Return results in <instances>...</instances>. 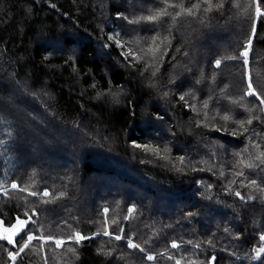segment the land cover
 <instances>
[{
  "label": "trees",
  "instance_id": "1",
  "mask_svg": "<svg viewBox=\"0 0 264 264\" xmlns=\"http://www.w3.org/2000/svg\"><path fill=\"white\" fill-rule=\"evenodd\" d=\"M257 7L0 0V220L44 238L0 264H264Z\"/></svg>",
  "mask_w": 264,
  "mask_h": 264
},
{
  "label": "snow or ice",
  "instance_id": "2",
  "mask_svg": "<svg viewBox=\"0 0 264 264\" xmlns=\"http://www.w3.org/2000/svg\"><path fill=\"white\" fill-rule=\"evenodd\" d=\"M161 2L162 3H166V0H161ZM167 7H177V5L176 4H172V3L166 4V7L161 8V9H158V10H155L152 14L146 15L144 17H140V19H147V20H149L151 22H156L157 20L160 19L161 15L167 14ZM179 7L180 8H183L184 5L181 3L179 5ZM193 8H199V5L198 4H190V6L185 10V14L192 15ZM256 13H257V16L258 17L261 16V15H264V13L261 12V9L259 7L256 8ZM253 34H254V29H253ZM153 42H155V37H153ZM250 45H251V41H249L248 47H250ZM240 55L246 58L248 56V51L245 50ZM246 62L247 61L245 60V63ZM220 64H221V61L220 60H216L215 61V66L216 67H219ZM245 95H248V96H256V99H258L260 101V104L261 105H264V98H262L253 89V86H252L251 81H249V83H248V91L245 93ZM181 99H183V97H181ZM204 107H207V104H205ZM249 111H251V110H249ZM223 119L228 120L229 119V116L228 115H225L223 117ZM246 122L250 124L251 123V119H248ZM243 124H244V121H241L240 122V127H243ZM137 147H139V145H137ZM261 155L264 156V153H262ZM258 159H259V157H258ZM262 162H264V161H262ZM247 166L248 167H252V165H247ZM252 183L255 184L256 183L255 180H253ZM16 187H17L16 184H13L12 185V188L15 189ZM43 194L45 196L49 195L48 192H44ZM236 195L239 196V193H236ZM29 223H30V220L26 221V220L20 219L18 217L17 220H16L15 225L12 228H4V232L5 233H10V234L7 235V236L0 235V240H7V243L8 244H11L14 247H17V241H15L13 237L16 236V235H18V234H20L21 232H24V236L22 237V240H23L22 246H18V251H17L16 254H12V253L9 254L10 255V259H12L13 261L16 260V255L19 254V253L24 252L25 249H28L31 246V244H32V242L34 240H36L38 238L39 239H42V240L44 239L43 237H38L36 234H29V233L32 232V229L27 228V225ZM0 224H2V221H0ZM104 235H110V233H108L107 231H105L104 232ZM86 238H88V237H85L84 235H81L80 233H75V235L73 237L75 243H77V244L80 241H82V240H84ZM113 238L116 239V240H119V239H121V236L116 235ZM49 239H51V238H49ZM262 239H264V237H262ZM45 242H47V241H45ZM54 243H55V245L57 247H61L65 242L62 239H55L54 240ZM128 247H130V248H137L138 245L132 243V241L129 240L128 241ZM171 247L178 248L179 245L176 244L175 242H173L172 245H171ZM140 250L143 251V249H140ZM73 251H74V249H73ZM260 251L261 252H264V249H261ZM147 259L148 260H153V259H155V257L149 255V256H147ZM176 264H180V261L178 260L176 262Z\"/></svg>",
  "mask_w": 264,
  "mask_h": 264
},
{
  "label": "water",
  "instance_id": "3",
  "mask_svg": "<svg viewBox=\"0 0 264 264\" xmlns=\"http://www.w3.org/2000/svg\"><path fill=\"white\" fill-rule=\"evenodd\" d=\"M20 219H23V220H26V221L30 220V223L27 225V228H28L29 225L31 224V219H30V218H20ZM16 220H17V219H16ZM16 220L13 221L10 225H5V224L2 222V224H0V235H5V236L9 235L10 233H5V232H4V228H12V227L15 225ZM0 221H1V220H0ZM22 233H23V232H21L20 234L14 236L13 238L18 237V236L21 235Z\"/></svg>",
  "mask_w": 264,
  "mask_h": 264
},
{
  "label": "built area",
  "instance_id": "4",
  "mask_svg": "<svg viewBox=\"0 0 264 264\" xmlns=\"http://www.w3.org/2000/svg\"><path fill=\"white\" fill-rule=\"evenodd\" d=\"M262 240V244L264 245V239H261Z\"/></svg>",
  "mask_w": 264,
  "mask_h": 264
},
{
  "label": "rangeland",
  "instance_id": "5",
  "mask_svg": "<svg viewBox=\"0 0 264 264\" xmlns=\"http://www.w3.org/2000/svg\"><path fill=\"white\" fill-rule=\"evenodd\" d=\"M12 189H14V188H12ZM43 193H44V192H43ZM262 237H264V235H263ZM53 242H54V240H53Z\"/></svg>",
  "mask_w": 264,
  "mask_h": 264
}]
</instances>
